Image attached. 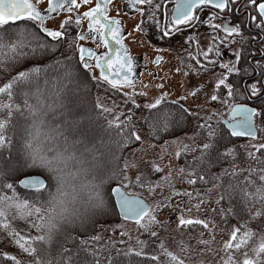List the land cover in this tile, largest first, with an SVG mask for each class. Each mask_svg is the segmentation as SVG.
<instances>
[{"label":"snow or ice","instance_id":"obj_1","mask_svg":"<svg viewBox=\"0 0 264 264\" xmlns=\"http://www.w3.org/2000/svg\"><path fill=\"white\" fill-rule=\"evenodd\" d=\"M41 2L0 0V69L11 70L12 73L8 82L0 85V242L11 243L19 253H3L0 264L4 261L11 264H124L119 257L128 258V264H131L132 257L150 259L156 264H186L187 258L182 259L168 251L163 243L160 244V255L151 257H145L143 249L117 250L113 244L94 248L86 240L79 241L78 247L68 246V241L76 244L75 238L70 235L73 226L94 229L96 224L106 223L113 216L132 222L141 235L147 233L152 238H158L160 233L155 228L164 225L157 216L169 208L168 200L191 195L177 191L169 198L149 204V198L155 200L157 192L162 193L165 187L173 186L171 172L160 180H154L153 174L164 172L159 164L147 162L151 165L149 171L135 160H124L122 155H118L134 143H143V138L136 129V112L120 111L116 114L120 104L114 100L109 106L105 103L106 97L98 95L91 102L86 121L94 124L93 128L82 127L85 121L71 122L72 129L81 137L79 141H69L68 134L63 130L52 128L46 135L50 140L62 138L63 150L56 151L50 158L38 146L40 129L45 127L47 114L59 108L63 115L66 107L59 85L63 81L83 77L81 83L86 91H90L87 88L88 73L94 68L100 70L99 78L92 76L98 87L106 85V92L112 90L127 97L125 106L130 103L135 110L143 108L152 114L151 119L144 117L149 135L157 139L161 132L179 135V131H187L185 121L189 118L197 120L192 135L179 141L181 150L176 152V158L195 157L187 166L188 170L180 169V173L188 177L190 185L222 182L224 176H229L233 182L225 191L233 203L236 202L233 194L239 195V213H243L240 219L245 221L233 229L218 250L224 254L220 257V264H264V259H261L264 257V235H261L258 247L253 249L256 259L249 258L247 251L250 240L256 235L249 225L260 222L258 226L264 232V160L260 159L264 156V144H252L254 151L248 152V158L256 161L258 168L242 169L237 165L236 170L224 169L222 174L211 176L217 162L229 157L233 160L236 158L235 149L228 146L231 141L224 142L225 137H244L255 141L258 138L257 121L264 126V62L257 61L254 66L250 64L251 71L240 67L245 45L256 40L257 36L264 42V0H175L176 6L170 19L167 11L163 14L162 27L158 16L166 5L159 0H126L127 5L141 18L134 29L136 32L146 28L155 29L163 40L179 36L185 29L201 24L211 30V44L207 50L202 51L197 41L195 54L189 52L187 59L195 61V64L184 65L186 77L192 72L199 76L217 65L226 71L214 84L209 82L212 84L210 99L205 95L207 86L192 85L194 90L189 91L191 80H186L183 83L185 95L179 100H169V93L164 91L165 84L160 83L157 86L161 90L159 97L145 104L137 103L136 97H146L147 92L129 94L123 91L135 87L136 72L133 57L123 43V23L108 16L113 0H96L95 7L76 15L74 19L73 10L91 5L93 0H47L44 11L38 7ZM62 12H66L68 18L59 24L58 29L46 26L48 20L55 19ZM205 13L206 21L202 19ZM83 20L88 21V34H73L71 30L79 29ZM246 27L249 30L247 34ZM253 28L258 30L256 36L251 35ZM89 36L93 43L102 45L108 51L97 55L81 46L79 42L87 41ZM110 42L118 47L113 50ZM192 43L189 36L180 47L188 51L185 46ZM236 45L240 46L239 49L234 47ZM223 49L230 50L234 60L220 63ZM165 50L156 49L158 52ZM249 54L253 57L256 55L255 52ZM261 54L264 55V52ZM61 69L63 76L55 81V92L50 95L42 92L40 81L43 79L45 84L51 83L49 74H56ZM253 75L257 77L256 81H245L243 86L231 80L232 76L241 78ZM33 87L36 88L35 92L32 91ZM201 96L206 104H218L227 109V113L220 112L218 115L213 112L210 116L202 117V104L192 109L181 103L188 100L195 103ZM5 99L7 103L3 102ZM17 100H21V103H16ZM248 101L253 103L249 104ZM172 105L178 106L176 111H172ZM109 116L113 119H108ZM125 116L126 120L123 119ZM21 117L24 122L19 121ZM185 140L191 143H185ZM78 144L83 148L79 156ZM85 153L91 156V160L87 159ZM85 164L93 165L99 175L85 168ZM76 165H79L77 171H71L70 167ZM80 173L93 174V180L83 185L88 191L86 213L74 207L76 189L73 187L72 193L68 191L71 182L77 180ZM217 187H223V184H217ZM20 190H23V195L19 194ZM223 199L224 192L220 197V200ZM229 211L239 214L232 208ZM17 219L25 222L24 229L14 226ZM178 221L177 227L181 231L196 225L209 228V222L201 219H186L181 215ZM126 235L125 231L120 230L121 237ZM59 237H64V240L57 250ZM128 238L131 239L130 236ZM91 239L100 241L102 237L92 236ZM137 241L143 244L139 237ZM120 243L126 241L121 240ZM199 243L204 245L207 252L218 254L210 247L209 241L201 240ZM185 251L190 252L191 249L181 245V252ZM237 253H242V260L236 259ZM161 256L167 260H161Z\"/></svg>","mask_w":264,"mask_h":264},{"label":"rangeland","instance_id":"obj_2","mask_svg":"<svg viewBox=\"0 0 264 264\" xmlns=\"http://www.w3.org/2000/svg\"><path fill=\"white\" fill-rule=\"evenodd\" d=\"M46 0H42L41 3H38L39 6H44ZM94 3V0L92 4ZM91 4V5H92ZM90 5H86L80 8L78 11L83 10ZM111 12L114 14L121 13L119 9V2L115 1L112 5ZM126 21V27L129 29V35L125 41L130 46L131 50L137 54H141L144 57V62L146 65L153 66L155 71H144L142 72V80L135 83L134 88L123 89L124 92L132 94L133 92H147L146 97H136V102L145 104L149 101L159 97L161 90L157 87L160 83L165 84L164 91L169 93V100H179L181 96L185 95L186 89L183 86L184 81L191 80V85L187 90H194L192 85L207 86L205 95H208L210 99V94L212 92V84H214L221 74H226L225 70L218 68L214 72L202 73L197 76L195 72L190 73L189 76H185L184 72L187 69L184 67L185 64L191 63L188 61L187 57L189 52L196 51V42L200 44L202 51H206L211 44V38L208 33L204 31H197L195 34H192L193 43L191 45H186L185 47L188 51H185V48H181L180 45L187 38H183L179 42L167 44L166 40H162V44H159L161 41L158 37L157 32L151 29V37H148L145 34V31L136 32L134 29L137 25L140 24V16L135 17L123 15ZM207 18V14L203 15ZM67 14H61L57 18L50 20L48 23L58 28L59 24L62 23L64 19H67ZM79 31V30H78ZM153 32L154 36H153ZM78 33V32H76ZM83 41L79 42L82 43ZM170 46V47H169ZM157 48L166 49L163 52L156 51ZM156 55H162L163 59L161 60L158 66L152 64V59ZM229 55L226 57L227 60ZM224 59H221L220 63L227 62ZM231 61V59H228ZM219 67V66H218ZM177 69H180L179 73ZM90 78L95 75L97 78L98 72L96 68L92 69L88 73ZM54 79L53 81H56ZM77 81V80H72ZM209 82H212L210 84ZM145 85L148 87L146 88ZM77 87H74L69 93L70 104L74 106V109L80 110L84 98L78 97ZM49 94V93H48ZM120 99L126 100L127 97L120 93H115ZM66 102V100L64 99ZM186 107L196 109L198 104H202L204 107L203 111H200V115L210 116L213 112H216L218 115L220 112L227 113V109L222 107H215L211 103H205L204 97L201 96L200 100L193 102L192 100L181 101ZM106 103V102H105ZM107 104V103H106ZM111 104V103H110ZM109 104V106H110ZM73 110V109H72ZM71 111V110H70ZM72 112V111H71ZM73 114V113H72ZM117 114V113H116ZM227 117L226 115L224 118ZM86 119V115H82L76 118L73 121H82ZM110 119H113L110 116ZM202 121V120H201ZM197 120L192 118L191 125L189 129L175 137L168 139L163 143H156L152 141L144 129H140L136 126V129L140 132L143 143H139L136 147L131 149L128 154L125 156V160H135L137 163H140L142 167L151 170V165L147 162H154L159 164L164 168V172L160 174H153L152 178L154 180H160L163 176L169 175L171 172L172 176V187H165L161 192H157L155 200L149 198V204L158 202L161 199L169 198L175 192H187L190 193V196H176L174 199H169V208L163 210L158 214L157 219L164 225V227H156L155 230L160 233L158 238H152L149 234L141 236L136 227L131 222L118 221L116 223L108 224L107 227L103 229V232L100 234L102 241L107 243L111 240H127L129 248H134L136 250L143 249L144 254H156L160 250V244L163 243L167 248H173L176 250V253L183 259L187 258L186 262L188 263H206V264H220V257L224 254L218 252L219 249L223 247V244L228 240L233 229H235L234 224L228 219L223 208L221 207L219 200V194L216 188L214 187H204V188H195L189 185L186 176L180 173V169H184L181 164H179L178 159L176 158V152L181 150V145L179 141L187 136L192 135V130L195 128ZM70 127L71 122L69 123ZM258 138L255 141L247 139L240 140L235 146L236 158L232 163V167L235 169L237 165L241 166L246 163L248 160V152L254 151L251 148L252 144H264V135L258 124ZM82 127H87L89 129L93 128L87 121ZM72 128V127H71ZM185 143H191L190 140H185ZM248 146V147H245ZM183 209V213L181 212ZM215 209V211H213ZM88 209H82L83 213H86ZM183 215L186 219H201L206 222H209V228L204 229L200 225L193 226L191 229L185 228L183 231L179 230L178 218ZM14 226H18L21 229L25 228V222L23 220L17 219L14 221ZM26 230V229H25ZM120 230L125 231L128 235L125 237L120 236ZM131 237L129 240L128 237ZM139 237L140 241H143V244H139L137 241ZM201 240L209 241L210 247L213 250H216L218 254L207 252L204 245L200 244ZM102 243V242H101ZM181 245L184 248H190L191 251L181 252ZM257 244L254 246L256 247ZM0 249L11 254V251L8 250L6 243L0 242ZM249 258L254 259L253 255L249 254ZM238 260L243 259L242 253L237 255Z\"/></svg>","mask_w":264,"mask_h":264},{"label":"trees","instance_id":"obj_3","mask_svg":"<svg viewBox=\"0 0 264 264\" xmlns=\"http://www.w3.org/2000/svg\"><path fill=\"white\" fill-rule=\"evenodd\" d=\"M162 4V3H161ZM167 11L168 15H169V10L168 8H166L164 10V12ZM164 12L161 9V12L158 16V18L160 20H162V15L164 14ZM163 23V21H161V24ZM151 29L146 28L144 31L145 33H147L146 35L148 37H151ZM73 32V34H76L77 30L76 29H72L71 30ZM245 32L247 34V31L245 29ZM178 37V38H177ZM174 36L173 38L169 39L173 41L176 40H180L179 36ZM158 38V37H157ZM236 49H239V45L234 46ZM245 49L246 51L244 52V59L242 60V63L240 65L241 68H249V71H251V67H249V63H248V58L249 56H251L249 53L253 52V50L251 49V45L246 44L245 45ZM228 52H230V55L228 57V59L233 58L232 53L230 50L228 49H223V56L221 57V59H226L225 56H228ZM257 56V54H256ZM252 57V56H251ZM61 59H63L64 57H60ZM258 58V57H257ZM220 59V61H221ZM227 59V60H228ZM226 60V61H227ZM253 61H256L253 60ZM203 62V61H202ZM192 64H195V61H191ZM219 67L218 65L215 68H212L209 72H203V73H210V72H214L215 70H217ZM81 70H82V66H81ZM11 70L9 71H4L3 69H0V85H3L4 83H7L8 80L11 78ZM63 76V70H59L56 74H49V79L50 81H52L51 83L45 84L44 80L42 79L40 81L39 84V88L42 92H45L47 95H50L52 92H55L56 88L54 87L55 81H53L54 79H57L58 77H60L62 79ZM245 77V76H243ZM237 78L236 76H232L231 80L239 83L243 86V81L244 78ZM83 80V77L80 78V80L77 81H63V83L61 85H59V87L62 89L63 92V97L66 100L65 105L66 107L63 109V115L61 114V110L59 108H57V110L55 112H49L47 114V116L45 117V127L40 129V140L38 142V146L41 147L45 153L51 158L52 156H54L56 154V151H62L64 148V142L62 138L57 137L55 140H50L48 139L46 133L48 131H50L52 128H56V129H61L63 130L66 134H68L69 136V141H71L72 139H76L77 141H79V139L81 138L80 136L76 135L74 129H72L69 125L70 122H73V120H75L76 118L82 116V115H86L88 114V111L91 107V102L95 100V98L99 95L100 97H106L105 102L109 105L110 103L112 104V102L115 100L118 104H120V108L117 109L116 113L119 114L120 111H125V112H131V111H135L136 115L134 117V120L136 121V126H138L140 129H144L147 134L149 135V128H148V124L145 121L144 117H148L149 119H151L152 114L148 112L147 109H140V110H135L133 108V106L129 103L127 106H125L124 104V99H120L117 95H115V93L112 90L109 91H105V86L102 87H98L96 84V81H93L90 76L88 75V80H87V88L90 91H86L83 84L81 83V81ZM251 82H255V81H251ZM64 85H67V87L65 88ZM78 86V90H77V95L78 97H82L84 99L83 105L81 107L80 110H78L77 108L74 109V106L72 105V103L70 104V99H69V95H70V91L74 88ZM33 92L36 91V88L33 87L32 89ZM226 91V90H225ZM49 93V94H48ZM4 103H7L8 101L5 99L3 101ZM32 103H34V101H30ZM50 103V101H48ZM239 102V100L237 101ZM249 102V101H248ZM16 103H21V100H17ZM182 103V102H181ZM251 104L253 103L252 101L250 102ZM110 104V106H111ZM183 104V103H182ZM184 105V104H183ZM215 107H221L220 105L216 104L213 105ZM184 107H186L184 105ZM172 111H176L178 106L176 105H172L171 106ZM73 109V110H72ZM72 112H71V111ZM73 113V114H72ZM2 118V117H0ZM108 119H110V116L108 117ZM123 119H127V117H123ZM20 122H24L23 118H19ZM86 122L85 120H82ZM104 121H101V123H103ZM192 122V118H189L187 121H185V126L187 127V130L189 129L190 125ZM201 123H203V121H200ZM26 123V122H25ZM213 123H215V121L213 120ZM260 124V123H259ZM94 127V124H89V126ZM30 127V125H29ZM260 129L264 135V126H262L260 124ZM179 131V130H178ZM185 133L184 131H179V135ZM179 135H175V134H169V133H164L161 132L159 134V139L155 138L154 136L149 135L150 139L156 143H163L166 142L168 139L171 138H175ZM241 139H236V138H231V137H225L224 142H228L231 141V143L228 144L229 148H235L236 144L240 141ZM96 143H99V140L96 141ZM139 144V142L132 144L130 147H128L127 149H125L122 153H118V155H122L123 159L125 160V156L128 154V152L133 149L134 147H136ZM77 148L79 149L77 151V155H81V152H83V148L78 144ZM97 156H99V153H96ZM255 155L259 156V153H255ZM85 156L87 157L88 160H91V156L87 155V153H85ZM236 156V153H235ZM194 156L188 155V156H181L178 159L179 164H181L183 166V168L187 171L188 168L187 166L191 163V161L194 159ZM260 159L264 160V156H261ZM234 162V160L229 157L227 160H220L219 162H217L216 166L212 169L211 172V176L212 177H216L220 174L223 173L224 169H229L231 170H236V168L234 169L232 167V163ZM121 163H123V161H121ZM85 168H89L92 170V173L95 175H99V173H97L95 171V169L93 168V165L91 164H85L84 165ZM253 168L256 169L258 168V163L256 161L250 160L248 158V160L246 161L245 164L241 165L240 168L242 169H247V168ZM79 168V165H76L75 167H70V170L73 172H76L77 169ZM93 174H84V173H80L79 177L77 180L72 181L71 185L68 189V191L70 193H72V189L73 187L76 189V193H77V199L76 202L74 204V207L76 209H78L81 213H83L82 209H88V205H87V199H88V191L87 189L83 188V185L88 184L89 181L93 180ZM186 176V175H185ZM186 179L188 181V177L186 176ZM232 179L229 176H224L223 181H213L211 183H200L198 182L196 185H190L192 187L195 188H204V187H214L217 189L218 194H219V201L221 204V207L223 208L226 216L228 217V219L234 224L235 228L239 227L240 225L244 224L245 221L243 219H240V216L243 215V213H239V204H240V197L238 194H233L234 195V199H235V203H233L232 201H230L227 192L225 191L229 184L232 183ZM223 184V187H217V184ZM251 191V189H250ZM222 192H224V199L220 200L221 194ZM9 195H11V193H8ZM20 195H23L24 192L23 190H20ZM69 199H71V196H69ZM232 208L234 210H236L237 213L239 214H234V212L229 211V209ZM103 219V218H101ZM118 221H123L120 220L118 217H111L110 219H108V221L106 223H102V224H96L94 229L93 228H88L87 230L84 227H75L73 226V230L71 231L70 235L72 237L75 238L76 240V244L73 245V243L71 241H68V246L75 248L79 246V241L81 240H86L88 241L92 247L94 248H102L105 247L109 244H113L116 246L117 250L120 249H130L129 245H128V241H126V243H120L121 240H111V241H107V243H104L102 241V239L100 241H93L91 239L92 236H101L100 234L103 232V229L105 228V226L107 227L108 224H114ZM132 223V222H131ZM260 222H253L251 225H249V228L251 229V231L253 233H256V235L250 240V247L247 249V251L249 252L250 255L254 256V259H256V255L253 252V249L258 247L260 239H261V235H264V232L261 231V228L258 226ZM35 234V233H33ZM241 234L243 235V229ZM141 235V234H140ZM147 235V233L142 234L141 236ZM64 237H59L56 243V248L58 250L59 248V243L63 242ZM102 242V243H101ZM255 244L256 247L254 246ZM8 246V250L11 251L12 255H19L18 253V249L12 245L11 243H7ZM167 248V247H166ZM91 250V248L89 249ZM168 251H171L175 254L176 250L173 248H167ZM160 251L159 250L156 254L153 255H160ZM3 253H8L2 249H0V256L3 255ZM10 254V253H8ZM240 253L236 254V259H237V255ZM153 255L150 254H144L145 257H151ZM178 255V254H177ZM179 256V255H178ZM118 259H121L124 264H128V258H124V257H119ZM261 259H264V257H261ZM161 260H167L166 257L161 256ZM238 260V259H237ZM3 264H11V262L8 261H4ZM131 264H156V262L151 261L150 259H144V258H140V257H132L131 258ZM186 264H206V263H188L186 262ZM214 264V263H212Z\"/></svg>","mask_w":264,"mask_h":264},{"label":"flooded vegetation","instance_id":"obj_4","mask_svg":"<svg viewBox=\"0 0 264 264\" xmlns=\"http://www.w3.org/2000/svg\"><path fill=\"white\" fill-rule=\"evenodd\" d=\"M33 1H34L35 3L37 2V0H33ZM115 1H118V2H119V9H120V12H121L119 15L114 14V13L111 12L112 5H113V3H114ZM159 2L167 6L166 8H168V10H169V15H168V17H169V19H170L171 14H172V10L175 8V0H159ZM113 3H111V4L109 5V12H108V15H110V16H115V17H117V16H118V17H122V18L124 19V25H125V27H126V21H125V18H124L123 15H125V16H131V17H135V16L138 15L136 12H128V10L126 9L127 6H126V4L124 3V0H113ZM95 4H96V0H94V3H93L92 5H90L89 7L85 8V9H83V10L78 11V10L74 9V10H73V19L75 18V15H74L75 13H78V14L83 13V12L89 10L90 8H92ZM38 7L40 8V10H44V9L47 7V0H46V3H45L44 6L41 7V6H39V4H38ZM164 10H165V9L162 8V11H163V12H164ZM61 14H67V13H66V12H62V13H60L59 15H61ZM206 14H207V13H205L204 15H206ZM59 15H57L56 18H57ZM67 15H68V14H67ZM161 18H162L161 21H164V15H162ZM202 19L206 21L207 18H205V17L202 16ZM50 20H52V19H50ZM50 20L47 21V26L57 28V27H55V26H53V25H50V24L48 23ZM162 26H163V23L161 24V27H162ZM126 28H127V27H126ZM74 29H75V28H74ZM127 29H128V28H127ZM245 29H246V31H247V33H248L249 30L247 29V27H246ZM76 30H77V31L79 30L77 34H79L80 32H83V33H85V34H88L87 20H83V21L81 22V27H80L79 29H76ZM128 30H129V29H128ZM154 30H155V29H153V31H154ZM150 31H151V30H150ZM197 31H204L205 33H208L209 36H210V38H211V30L208 29L207 27H205L203 24H201V25H198L196 28L185 29L184 33L181 34V35H179L180 40L173 41V39H172V40H169L168 38H165L164 40H166V41H167V44L169 45V44H171V43L179 42V41H181L183 38H188V37L191 36L192 34H195ZM250 31H251V33H252L253 36H256V35H257L258 30H256L255 28L251 29ZM155 32H156V30H155ZM155 32H153V36H154V33H155ZM157 34H158V33H157ZM128 35H129V32L124 36V39L127 38ZM176 37H177V36H176ZM158 38H159V36H158ZM177 38H178V37H177ZM125 42H126V41H125ZM162 42H163V41L161 40V41L159 42V44L163 45ZM163 43H164V42H163ZM80 44H82V45H88V46L94 47L95 49L103 48V46H98L97 44L93 43L92 40H91V38H90V36H89V39H88L87 41H83V42L80 43ZM126 44L128 45L127 42H126ZM250 45H251V49L253 50V52H255V53L257 54V56H256V55H255L254 57H253V56H252V57L249 56V58H248V63H249V65H250V64L252 65V61L255 60L257 57H258V58H259V57H260V58L262 57V62H264V55L261 54L262 52H264V42L261 41L260 37L257 36V39H256V40H253V41L250 43ZM128 47H129V49H130V54H135V52H133V51L131 50V48H130L129 45H128ZM169 47H170V46H169ZM193 52H196V51L194 50ZM228 53H229L228 55H230V52H228ZM231 60H234V57L231 58ZM225 61H226V60H225ZM227 61H228V60H227ZM144 69H146V71H154V67H153V66H149V65H145V66H144ZM256 79H257V77H256L255 75H253V76H247L246 78H244L243 83H244L245 81H247L248 83H253V82H251V81H256ZM249 102H251V101H249Z\"/></svg>","mask_w":264,"mask_h":264},{"label":"water","instance_id":"obj_5","mask_svg":"<svg viewBox=\"0 0 264 264\" xmlns=\"http://www.w3.org/2000/svg\"><path fill=\"white\" fill-rule=\"evenodd\" d=\"M124 3L126 4V9L128 10V12H135L130 6H128L127 5V3H126V0H124ZM96 6V4L93 6V7H95ZM175 6H176V4H175ZM90 10V9H89ZM41 11H44V10H41ZM88 11V10H87ZM83 13H80V14H78V13H75L74 15L76 16V15H82ZM109 16V15H108ZM109 18H112V19H120L121 21H122V23H123V37L126 35V33H127V30L125 29V27H124V21H123V19L122 18H120V17H114V16H109ZM87 25H88V21H87ZM47 26V25H46ZM47 27H49V26H47ZM49 28H51V29H56V28H52V27H49ZM90 38H91V36H90ZM91 40H92V38H91ZM111 43V46H112V49L113 50H115L118 46L117 45H115L114 43H112V42H110ZM123 43H124V46L128 49V46L126 45V43L124 42V39H123ZM96 44V43H95ZM81 46H83V47H85V48H88V49H90L91 51H93L94 53H96L97 55H103L104 53H106L107 51H108V49H105L104 47L103 48H100V49H94V48H92V47H89V46H86V45H81ZM100 46H102V45H100ZM129 50V49H128ZM129 54V53H128ZM130 55V54H129ZM131 57H133V60H134V65H135V72H136V77H135V80H136V82H137V80H140V78H141V69H142V62H143V58H142V56L141 55H130ZM160 58L159 59V62H160V60L162 59V56L161 55H157L154 59H153V63L154 64H159V63H157V58ZM90 63H91V61H89ZM96 70H97V72H98V75L100 74V70L98 69V68H96ZM225 119H227V118H225ZM240 138H244V137H240Z\"/></svg>","mask_w":264,"mask_h":264},{"label":"bare ground","instance_id":"obj_6","mask_svg":"<svg viewBox=\"0 0 264 264\" xmlns=\"http://www.w3.org/2000/svg\"><path fill=\"white\" fill-rule=\"evenodd\" d=\"M252 35V33H251ZM257 61H261L262 62V57L260 58H256V61H252V66H254L256 64ZM247 76L243 77V78H246Z\"/></svg>","mask_w":264,"mask_h":264}]
</instances>
